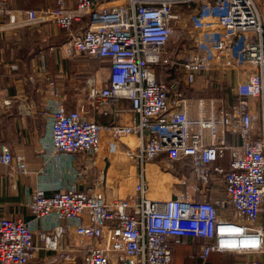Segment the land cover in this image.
<instances>
[{
    "label": "built area",
    "instance_id": "built-area-1",
    "mask_svg": "<svg viewBox=\"0 0 264 264\" xmlns=\"http://www.w3.org/2000/svg\"><path fill=\"white\" fill-rule=\"evenodd\" d=\"M13 1L0 0V33L49 22L62 30L80 24L61 49L109 65L106 83L91 79L87 104L126 100L130 106L128 123L102 126L54 103L52 153L88 157L97 151L102 133L112 151L133 137L135 144L122 143V151L139 168L135 193L124 198H109L96 185L56 186L49 195L43 187L35 189L26 205L46 224L39 235L43 246L62 250L63 232L55 229L65 222L83 250L78 262L60 256L73 264H171L173 246L187 239L201 240L197 257L203 262L220 253L253 256L246 264H264V14L256 0H76L72 7L55 0L54 8L40 12L14 10ZM174 27L191 45L171 54L167 45ZM167 68L179 74L180 82L171 85L160 76ZM231 70L241 79L231 87L236 102L222 111L223 128L238 142L205 144L181 85L191 87L200 76ZM249 99L259 100L262 108L256 139ZM10 103L0 96V106ZM226 153V167L213 165ZM160 155L170 166L183 163L195 180L168 200L147 197L144 165ZM0 164L26 172L24 158L3 144ZM213 174L224 183L231 208L225 216L218 213V202L204 199ZM51 221L57 226H49ZM37 250L31 223L0 218V264H29Z\"/></svg>",
    "mask_w": 264,
    "mask_h": 264
},
{
    "label": "crops",
    "instance_id": "crops-1",
    "mask_svg": "<svg viewBox=\"0 0 264 264\" xmlns=\"http://www.w3.org/2000/svg\"><path fill=\"white\" fill-rule=\"evenodd\" d=\"M65 1L68 7H72L76 0ZM55 6V0H14L10 5L14 10L38 12ZM80 27V24H74L71 30H62L49 22L0 33V96L11 100L9 106H0V145L8 146L14 155L22 156L26 163L25 174L14 173L11 166L0 164V218L5 216L32 224L33 242L38 250L29 264H73L65 262L60 256L73 257L78 262L83 253L73 229H68L65 222L55 229L63 232L60 242L62 250L43 246L39 235L45 232L46 224L35 219L26 205L35 189L43 187L49 195L56 186L86 189L96 185L100 192L109 197V192L120 191L121 185L131 179V190L124 196L128 197L135 193L138 182L139 168L123 154L121 145L125 142L135 144L133 137L125 138L112 151L109 138L102 133L97 151L88 157L71 158L51 151L49 119L56 102H61L66 111H81L89 120L102 126L126 124L130 119V106L126 100L94 107L87 104L85 98L91 79L100 80L99 84L106 83L109 65L105 60L88 59L76 53L68 55L61 49L70 35L75 34ZM164 74L160 76L167 82L169 80L171 85L179 81V74L170 68ZM240 79L231 70L223 76L221 72L200 76L191 87L181 85L184 97L189 100L191 122L201 133L205 144L238 142L236 134L224 130L222 111L228 110L236 102L231 87ZM248 105L254 120L260 102L249 99ZM27 107L30 108L28 113L25 111ZM253 125L256 139L261 135V128ZM120 158V161H115ZM124 159L128 160V164ZM227 162L226 153L213 165L226 167ZM113 164L114 167L121 165L119 170L124 171L125 176L124 172H118V177L114 179L111 170ZM212 176L209 183L205 184L204 199L218 202V213L225 216L231 208L225 203L224 183L215 174ZM144 178L148 183L147 197L152 200H168L184 193L186 187L195 182L189 168L183 163L170 166L163 155L144 165ZM48 225L53 228L57 226L54 221ZM51 233L47 231V234ZM83 243L91 242L83 240ZM200 244L201 240L187 239L173 246L171 264H246L254 258L211 253L203 262L197 257ZM215 255L220 256V259L214 258ZM237 258L246 262L235 263Z\"/></svg>",
    "mask_w": 264,
    "mask_h": 264
},
{
    "label": "rangeland",
    "instance_id": "rangeland-1",
    "mask_svg": "<svg viewBox=\"0 0 264 264\" xmlns=\"http://www.w3.org/2000/svg\"><path fill=\"white\" fill-rule=\"evenodd\" d=\"M256 2H257V7H258L259 11L264 14V0H256ZM172 30L175 31V34L171 37V40H170L169 44L167 45V50L171 54L173 52L175 53L176 51H177V53H179V52L181 53V52H183L185 50H188L190 45H191V41H190V38L188 37V35H182L181 33H179V30L176 27H174V29H172ZM168 82L171 83L169 80H168ZM257 112H258V114H257V116L255 118L256 120L255 119L253 120V124L257 125V127L260 126V128H261V123H262V108H261V106H259ZM128 140L130 141L131 138L128 139ZM121 159L122 158L115 159V161H120ZM126 160L124 159V161L127 162V164H128V160L127 161ZM114 164H113L112 169H111L112 170V175H113V178H117L118 177L117 173L118 172L119 173H123L124 171H120L119 170L121 165H117V166L114 167ZM127 164H126V166H127ZM132 174H134V173H131V175ZM123 176H125V172L123 173ZM169 178H170V176H169ZM125 182H124L125 184H123V186L121 185V190L120 191H115L118 194H116L114 192L113 193L109 192L108 193V195H110L109 198H115V197H119V198L121 197L122 198V197H124L125 194L131 190V184H132L133 181L130 179L129 181H125ZM124 190H126V191H124ZM104 194H106V193H104ZM114 194H116L117 196L114 195ZM106 196H107V194H106ZM214 258L219 260L220 256L215 255ZM241 262L244 263V262H246V260H242V258H237L235 260V263H241Z\"/></svg>",
    "mask_w": 264,
    "mask_h": 264
},
{
    "label": "bare ground",
    "instance_id": "bare-ground-1",
    "mask_svg": "<svg viewBox=\"0 0 264 264\" xmlns=\"http://www.w3.org/2000/svg\"><path fill=\"white\" fill-rule=\"evenodd\" d=\"M174 35V32L172 33V36ZM115 179V178H114Z\"/></svg>",
    "mask_w": 264,
    "mask_h": 264
},
{
    "label": "water",
    "instance_id": "water-1",
    "mask_svg": "<svg viewBox=\"0 0 264 264\" xmlns=\"http://www.w3.org/2000/svg\"><path fill=\"white\" fill-rule=\"evenodd\" d=\"M173 198V197H172Z\"/></svg>",
    "mask_w": 264,
    "mask_h": 264
}]
</instances>
